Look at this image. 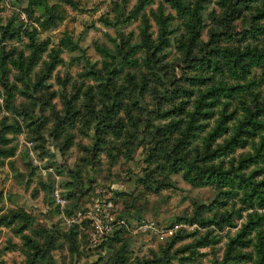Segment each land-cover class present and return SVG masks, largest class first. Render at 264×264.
<instances>
[{"label": "rangeland", "instance_id": "374dc122", "mask_svg": "<svg viewBox=\"0 0 264 264\" xmlns=\"http://www.w3.org/2000/svg\"><path fill=\"white\" fill-rule=\"evenodd\" d=\"M137 2L0 0V23L10 22L11 30L16 31L4 36L0 30V264H253L252 259L227 255V232L235 233L249 212H264V208L242 209V217L233 226L202 222L200 219L244 206L239 201L243 190L220 193L215 184L191 181L195 171L189 172L182 161L187 152L189 158L204 152L205 139L222 103L215 107V115L200 120L207 124L204 130L192 129L199 132L182 143L186 147L175 142L179 133L157 129L169 120L152 119L150 111L160 99L155 96L159 94L156 81L142 64L145 51L133 52L130 44L141 42L146 18L157 41L159 27L153 11H176L167 0H144V9L135 13ZM201 2L204 19L199 30L201 38L208 41L211 30L221 29L215 17L224 7L221 0ZM180 17L174 18L170 43L162 50L168 64H181L185 55L181 39L188 31ZM119 18L122 45L129 49L133 63L115 77L114 98L106 93L95 70L105 68L97 44L113 50L121 44L114 26ZM31 33L38 43L46 41L37 62L28 59ZM115 38L119 39L116 43ZM223 43L261 48L264 34ZM2 62L8 76L4 84ZM194 72L206 77L211 73L203 69ZM185 79L183 83L189 85L190 80ZM248 79L254 80L253 90L264 93V65L254 66ZM206 83L211 84L210 79L189 85L194 94L186 97L187 110L194 108ZM111 105L115 111L108 116L106 108ZM169 105L171 102L164 106ZM235 107L240 105L232 100L229 110ZM239 116L241 108L230 125ZM263 136L264 131L255 142L264 143ZM223 139L215 136L212 141L216 146ZM253 152L249 143L211 162L223 159L225 165L237 164ZM250 164L246 171L259 168L261 173L255 177L264 178L262 164ZM221 195L227 203L210 209L207 205ZM97 197L113 201V226L101 242L94 241V224L88 213ZM79 211L83 214L78 217ZM146 221L172 232L141 227ZM258 230L264 234V223L252 234ZM238 250H251V246Z\"/></svg>", "mask_w": 264, "mask_h": 264}, {"label": "trees", "instance_id": "16d2710c", "mask_svg": "<svg viewBox=\"0 0 264 264\" xmlns=\"http://www.w3.org/2000/svg\"><path fill=\"white\" fill-rule=\"evenodd\" d=\"M30 1L45 3V0ZM259 1L221 0L224 11L221 15L215 17V21L221 29L211 30V39L204 41L199 30L204 19L201 11V0H167L176 13L158 14L153 11V16L157 19L159 27L157 41L152 37L151 23L147 20L149 18H146L141 25V42L135 45L130 44V49L133 52L142 49L145 51L142 64L148 66L153 79L156 81L155 91L159 94L155 96L160 99L156 100L154 103L155 108L150 111V114L153 115L152 119L159 117L168 119V122L157 126V129L171 132V135L179 133L175 136V142L179 145L186 147L182 143L190 141V135L197 136L199 131L204 130L207 124L200 122V120L215 115V107L218 106L219 102L222 103L218 108L219 116L212 127V131L205 139L204 152L200 151L202 153L198 154L196 158H189L187 152L182 158V161L187 165V170L189 172L195 171V174H192L193 178H190L191 181H198L200 184H215L220 193L233 192L237 194L240 190H243V195L239 198V201L244 203V206L240 207L241 209H227L220 216L208 220L198 218L202 222L213 221L220 226L226 222L230 226L236 225V219L242 217V209L250 207L264 208V178L258 179L255 177L258 173H261V170L258 168L250 172L246 171L251 166L250 163L259 164L258 167L262 164L260 168L264 171V143L261 141L255 142L254 139L264 131V93L263 91L253 90L254 80L248 79L254 66L264 65V46L260 48L258 45L251 46L248 44L243 47L242 45L223 43L224 40L258 38L264 34V0H262L261 5L258 4ZM144 7V0H139L134 12L138 13ZM180 16L188 31V36L181 39L185 55L181 59V64L176 65L177 62L168 64L165 62L166 58H164L162 50L170 43L169 35L173 33L172 23L174 18ZM105 20L111 23L109 19L105 18ZM120 21H122L121 18L114 21V26L121 40V44L117 43L119 48L113 50L108 45L97 44V49L105 58V68L95 70V74L103 81L106 93L108 92L114 98L117 92L114 84L115 77L123 68L133 63L129 49L122 45L124 40L123 37H120V35L122 36V30L118 26ZM10 27V22L7 24L0 23L2 35L16 34V31L11 30ZM32 33L29 37V47L32 49V53L28 59L30 62H37L40 57L39 52L46 47V41L38 43L36 35ZM119 39L115 38V43ZM1 65V81L4 84V82H8L7 69L3 66L5 63L2 62ZM177 67L180 70L179 72ZM28 69L30 70V67ZM198 69L211 73L207 77L203 74H195L194 71ZM214 74L218 75L217 79L212 77ZM184 79L186 81L190 80L189 85H199L209 79L211 81V84H205L207 88L199 91L194 108L191 110L186 109V104L189 101L186 97L194 94V89L187 84L185 85L183 83ZM200 79L204 81L197 82ZM141 95L142 91H140ZM223 97L228 100L223 101L221 99ZM175 98H179L178 101H175ZM232 100L238 101L242 110V117H237V121L230 125L240 109L235 107L229 110ZM167 102H171L169 108L164 106ZM112 106L106 108L108 116L110 115L109 112L115 111V106ZM213 106L214 110L212 109ZM143 107L147 109L144 103ZM185 113L186 117H184ZM176 116H180V118ZM192 129L199 131L195 132ZM215 136H224L222 143L216 146L212 141ZM262 138L264 140V136ZM249 143L253 145L255 152L243 156L237 164L225 165L223 159L218 163L211 162L216 157H222L235 151L238 147H246ZM176 159L174 158V160ZM226 203L227 200L221 195V198L214 200L213 204L215 205L207 206L212 209ZM246 217L238 231L235 233L227 232L229 240L226 244V253L230 257L252 259L253 264H264V234L260 230L257 231L255 236L252 234L256 226L264 223L262 221L264 220V212L255 209L253 212H249ZM176 241L174 238L173 242ZM248 246H251V250H238V248Z\"/></svg>", "mask_w": 264, "mask_h": 264}, {"label": "built area", "instance_id": "2783aa9c", "mask_svg": "<svg viewBox=\"0 0 264 264\" xmlns=\"http://www.w3.org/2000/svg\"><path fill=\"white\" fill-rule=\"evenodd\" d=\"M113 206V201L112 200H103L101 197H97L94 201L93 206L90 208L88 211L90 217L93 220L94 224V230H93V235H94V241L95 242H101L104 237L109 233V231L112 228V220L113 217L111 215V210ZM83 213L81 211L78 212V217L81 216ZM124 221V220H120ZM141 227H148L152 228L155 231H159L162 233H165L169 230L166 226L164 225H159L153 221H146L144 222Z\"/></svg>", "mask_w": 264, "mask_h": 264}]
</instances>
